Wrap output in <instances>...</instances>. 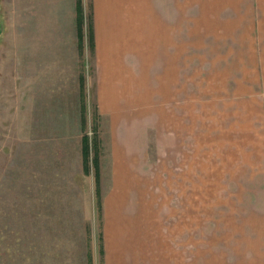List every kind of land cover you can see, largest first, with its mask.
<instances>
[{
	"label": "rangeland",
	"instance_id": "374dc122",
	"mask_svg": "<svg viewBox=\"0 0 264 264\" xmlns=\"http://www.w3.org/2000/svg\"><path fill=\"white\" fill-rule=\"evenodd\" d=\"M90 4L82 0L80 49L75 0H0V264H100L118 207L186 213L203 264H264V113L244 100H212L232 86L226 67L211 64L216 44L204 32L196 39L212 50L196 62L188 56L186 108L175 116L149 104L132 108L142 149L129 162L130 199L120 200L121 164L113 163L109 124L100 128L87 83ZM94 131L99 195L81 155L86 133L93 156Z\"/></svg>",
	"mask_w": 264,
	"mask_h": 264
},
{
	"label": "crops",
	"instance_id": "0c3cea01",
	"mask_svg": "<svg viewBox=\"0 0 264 264\" xmlns=\"http://www.w3.org/2000/svg\"><path fill=\"white\" fill-rule=\"evenodd\" d=\"M142 1L91 0L90 4L94 48L87 83L100 114V128L109 124L113 163L121 164L123 176L116 181L125 189L119 198L128 201L129 162L142 149L138 119L131 110L141 103L179 114L192 80L188 56L207 57L216 44L211 64L215 70L226 67L232 89L212 100H244L264 113V0ZM203 32L211 38V48L199 44ZM202 70L211 75L206 67ZM236 78L241 86L232 84ZM100 180L101 171L99 184ZM120 215L126 223L117 221ZM186 216L184 212L123 213L118 207L116 227L103 233L100 264H203L197 249L202 248L200 234L187 228Z\"/></svg>",
	"mask_w": 264,
	"mask_h": 264
},
{
	"label": "trees",
	"instance_id": "16d2710c",
	"mask_svg": "<svg viewBox=\"0 0 264 264\" xmlns=\"http://www.w3.org/2000/svg\"><path fill=\"white\" fill-rule=\"evenodd\" d=\"M75 11L77 13L76 16V27H77V45L80 49L83 47V38H84V31H83V25H84V18H83V6H82V0H75ZM87 45L90 49V51H93L94 47V36L92 31V24L91 19L88 23V31H87ZM79 86H80V92L83 93L84 83H83V77H79ZM84 121V118L82 119V122ZM93 156L90 158V139L88 134L84 133L81 137V155H82V165L85 173L90 172V166L93 167V174H94V182H95V191L96 194L99 195V141H98V135L97 132L94 131L93 133ZM100 254H101V248H100Z\"/></svg>",
	"mask_w": 264,
	"mask_h": 264
}]
</instances>
